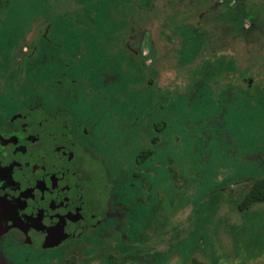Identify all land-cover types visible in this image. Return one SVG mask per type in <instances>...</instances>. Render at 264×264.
Masks as SVG:
<instances>
[{"label":"flooded vegetation","instance_id":"flooded-vegetation-1","mask_svg":"<svg viewBox=\"0 0 264 264\" xmlns=\"http://www.w3.org/2000/svg\"><path fill=\"white\" fill-rule=\"evenodd\" d=\"M246 1L167 0L160 11L156 0L151 20L157 35L143 29V18L150 16L134 11L139 15L128 20L129 33H116L115 41V35L109 37L113 56L107 60L116 72L151 76L147 87H169L159 80L160 69L187 70L202 63L204 80L218 73L217 83L206 87H241L229 81L250 87L259 59L252 55L257 54L246 53L251 66L244 70L237 56L224 50L234 40H264V24L257 25V15L246 11ZM122 7V2L116 5ZM230 10L232 18L240 10L245 14L233 20ZM50 29L41 22L20 52L26 57L9 59L0 72V264H77L92 240L110 237L121 241L116 250L136 251L132 236L155 234L159 225L156 205L165 196L156 185L159 170L169 191L174 178L173 158L164 153L166 142L156 122L154 93L128 111L118 100H96L91 53L80 42L70 49ZM186 29L203 38L200 59L189 67L175 61ZM50 61L59 67L48 81L22 84ZM124 155L128 162H119ZM145 208L150 225L142 221ZM140 222L142 230H137Z\"/></svg>","mask_w":264,"mask_h":264},{"label":"rangeland","instance_id":"rangeland-1","mask_svg":"<svg viewBox=\"0 0 264 264\" xmlns=\"http://www.w3.org/2000/svg\"><path fill=\"white\" fill-rule=\"evenodd\" d=\"M121 2L123 7L118 10L116 5ZM153 2L156 0H0V72L9 59L26 57L20 52L43 22L51 26L49 34L65 39L70 49L73 42H80L91 53L96 100H118L128 111L155 95L156 122L166 142L164 153H170L174 164L170 191L159 170L156 185L165 196L156 205V232L133 235L136 251L130 247L116 250L119 238L92 240L77 264H191L193 260L202 264H264V202L243 212L237 208L252 183L264 179V53L258 55L264 52V40H234L224 48L237 56L244 70L251 66L246 53L257 54L252 55L259 59L254 60L251 76L255 80L250 87L231 81L228 85L241 87H206L204 83H217L218 73L204 80L203 63L190 66L200 59L203 38L192 29L183 30L184 43L175 51V61L191 68L160 69L159 80L169 87H147L151 76L116 72L107 59L113 56L109 37L115 35V41L116 33L128 34V20L141 12L150 16L143 18L145 33L149 30L147 35H157L159 30L151 20ZM166 2L158 0L160 11ZM244 4L248 13L257 15V25L263 26L264 0ZM232 11L228 17L232 18ZM58 67L46 62L22 84L30 79L32 83L48 81ZM24 76L17 80L21 82ZM136 81L142 85L136 86ZM118 160L127 163L128 156ZM114 170L109 167L110 172ZM142 212L143 223L150 225L147 209ZM137 228L142 230V222Z\"/></svg>","mask_w":264,"mask_h":264},{"label":"trees","instance_id":"trees-1","mask_svg":"<svg viewBox=\"0 0 264 264\" xmlns=\"http://www.w3.org/2000/svg\"><path fill=\"white\" fill-rule=\"evenodd\" d=\"M242 13H244V11L240 10L239 15L231 19L240 20L242 18ZM263 202H264V179H257L252 183L248 192L244 195L240 203L237 205V208L240 212H243L246 211L248 208H250L252 205ZM191 264H202V263H198L196 260H193Z\"/></svg>","mask_w":264,"mask_h":264}]
</instances>
